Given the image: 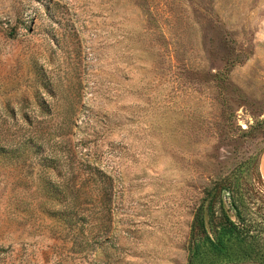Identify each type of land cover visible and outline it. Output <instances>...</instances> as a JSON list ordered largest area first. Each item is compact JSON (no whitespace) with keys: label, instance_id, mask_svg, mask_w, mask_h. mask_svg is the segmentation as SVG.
<instances>
[{"label":"rangeland","instance_id":"374dc122","mask_svg":"<svg viewBox=\"0 0 264 264\" xmlns=\"http://www.w3.org/2000/svg\"><path fill=\"white\" fill-rule=\"evenodd\" d=\"M231 261L264 263V0H0V264Z\"/></svg>","mask_w":264,"mask_h":264},{"label":"trees","instance_id":"16d2710c","mask_svg":"<svg viewBox=\"0 0 264 264\" xmlns=\"http://www.w3.org/2000/svg\"><path fill=\"white\" fill-rule=\"evenodd\" d=\"M221 191V190H220ZM210 207H200L197 213L195 214L194 220H193V233L194 235H205L208 239L213 240L215 238V234L212 232L207 231L206 224H210L211 219L207 218V214L209 213ZM210 232V233H209ZM214 235V238H213Z\"/></svg>","mask_w":264,"mask_h":264},{"label":"water","instance_id":"95a60500","mask_svg":"<svg viewBox=\"0 0 264 264\" xmlns=\"http://www.w3.org/2000/svg\"><path fill=\"white\" fill-rule=\"evenodd\" d=\"M220 264H264L263 262L258 261H231V262H225Z\"/></svg>","mask_w":264,"mask_h":264}]
</instances>
